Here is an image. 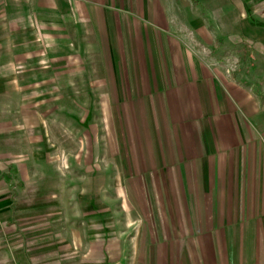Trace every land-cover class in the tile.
<instances>
[{
  "label": "crops",
  "instance_id": "0c3cea01",
  "mask_svg": "<svg viewBox=\"0 0 264 264\" xmlns=\"http://www.w3.org/2000/svg\"><path fill=\"white\" fill-rule=\"evenodd\" d=\"M79 95L87 196L46 200L69 224L16 264H264V0H0V172Z\"/></svg>",
  "mask_w": 264,
  "mask_h": 264
},
{
  "label": "rangeland",
  "instance_id": "374dc122",
  "mask_svg": "<svg viewBox=\"0 0 264 264\" xmlns=\"http://www.w3.org/2000/svg\"><path fill=\"white\" fill-rule=\"evenodd\" d=\"M82 97L83 95H79L80 106L77 111L68 109L59 116L54 112L55 116L54 114H49L51 112L47 109L48 107L46 109L43 108L47 110L46 112L44 111L47 116L42 121L46 120L47 124L39 127L38 135L37 133L15 135V166L9 170V173L0 172V264H11L13 261L16 264L19 259L21 260L22 254L13 256L8 254V246L12 249L10 243L13 240L16 247H19L18 250L22 252V235L27 230L61 229L63 224H66L61 221L62 216L55 214L61 207L46 205V200L53 198L51 201L58 199L63 203V201L70 200L72 197L75 198L77 195L79 197L87 196L86 190L80 189L81 183L87 176L86 172H84V165L87 160L85 155L88 145L86 142L87 123L89 122L85 118L86 110L83 109L85 101H82ZM66 112L73 113V116L70 118L69 114H65ZM94 112L96 113V111ZM123 129L122 120L117 119L111 122L110 145L113 154L120 148L119 140H121V144L127 151L133 148V141H129L132 139V133L129 132L127 127L125 128V133ZM99 134H101L100 130ZM74 140L77 141L75 142ZM44 148L47 150L52 149L48 150L52 151L50 157L47 155L45 157H40V155L34 157L33 152L45 151ZM56 149L79 152L78 163H75L73 158L67 159L65 157L61 159L55 157L54 152ZM94 149L100 151V147L98 148L96 145ZM24 153L25 155L28 153L27 156H24ZM29 154L31 155L30 157L28 156ZM127 157L129 161V154ZM71 160L73 162L70 165L69 161L71 162ZM111 160L112 164L117 162L114 157ZM23 163L27 165L26 169L31 170L30 172L27 171L26 174L20 173L21 170L19 169H21ZM63 167L65 169L64 173H62ZM116 170L117 164L114 163L110 174L112 183L113 179H119V176L114 173ZM112 185L115 184L113 183ZM116 194H119V191L112 188L111 197H115ZM24 199L30 200L29 205L20 202ZM114 207L112 205V208ZM8 213H10L9 220L6 218ZM116 228L118 229V224ZM12 230L14 231L13 236L8 233V231ZM16 247L15 250H17Z\"/></svg>",
  "mask_w": 264,
  "mask_h": 264
}]
</instances>
